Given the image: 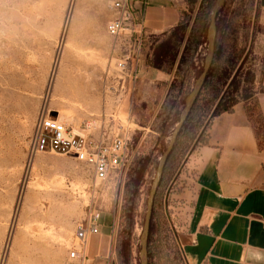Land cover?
Masks as SVG:
<instances>
[{
	"label": "rangeland",
	"instance_id": "1",
	"mask_svg": "<svg viewBox=\"0 0 264 264\" xmlns=\"http://www.w3.org/2000/svg\"><path fill=\"white\" fill-rule=\"evenodd\" d=\"M9 1L0 0V264H68L76 229L95 207L111 214H103L100 223L112 218L107 264H142L148 199L202 74L217 0H172L186 15L185 30L173 40L149 36L145 59L156 55L158 65L166 66L178 53L186 61L194 21L201 18L206 25L193 65L182 68L181 97L169 98L163 109L153 82L138 80L126 95L114 79L113 38L107 33L112 0ZM216 30L217 75L197 99L161 177L145 264H189L182 243L189 210L179 197L186 160L218 111L237 102L255 111L253 97L264 90L260 1L225 0ZM43 113L75 129L103 113L114 115L116 124L123 123L121 136L129 138L122 174L96 183L90 167L73 156L35 154L32 141Z\"/></svg>",
	"mask_w": 264,
	"mask_h": 264
},
{
	"label": "crops",
	"instance_id": "2",
	"mask_svg": "<svg viewBox=\"0 0 264 264\" xmlns=\"http://www.w3.org/2000/svg\"><path fill=\"white\" fill-rule=\"evenodd\" d=\"M171 1L152 6L147 0L150 34L173 40L181 29L182 11ZM184 66L181 53L166 66L158 65L156 55L141 62L139 81L154 83L162 99L159 109L169 98L181 97ZM259 76L264 83V69ZM253 99L255 111L250 103L237 102L214 115L186 160L179 197L189 210L182 238L189 264H264V90ZM103 214L111 217L101 213L83 264H107L112 218L102 224Z\"/></svg>",
	"mask_w": 264,
	"mask_h": 264
},
{
	"label": "built area",
	"instance_id": "3",
	"mask_svg": "<svg viewBox=\"0 0 264 264\" xmlns=\"http://www.w3.org/2000/svg\"><path fill=\"white\" fill-rule=\"evenodd\" d=\"M147 5V0H112L110 5L107 33L113 38L111 59L115 72L112 75L126 95L134 90L139 80V66L149 41ZM117 124L114 115L103 113L99 118H91L84 127L75 129L59 117L43 113L36 124L32 151L73 156L90 167L96 183H106L122 174L128 161L129 138L121 136L123 123ZM100 215L101 209L95 207L84 223L78 225L68 264H83L86 260L88 239L90 234L99 232Z\"/></svg>",
	"mask_w": 264,
	"mask_h": 264
},
{
	"label": "water",
	"instance_id": "4",
	"mask_svg": "<svg viewBox=\"0 0 264 264\" xmlns=\"http://www.w3.org/2000/svg\"><path fill=\"white\" fill-rule=\"evenodd\" d=\"M224 2H225V0H217L214 7L212 8L211 15H210L209 31H208L209 52H208V56L206 57V60H205L203 72H202L201 76L199 77L193 91L189 94V96L186 99L184 110L182 112V115H181V118H180L178 124L176 125V127L172 133V138H171L170 144H169L167 150L165 151V153L162 155L160 162H159V166H158V170H157V173L155 176L153 187L151 189V193H150V196L148 199V210H147V215H146L145 231H144V236L142 239V251H141L142 264H145L146 259H147V254H148L147 242H148V235H149V229H150V220H151L155 196H156L157 189L159 187L161 177L163 174V169H164V166L166 164V161H167L171 151L173 150V147L175 145L178 134H179L184 122L186 121V119L189 115V112L193 106V103L195 102V100H196V98H197V96H198V94L202 88V85L205 81L207 73L211 67L212 62H213V58H214V54H215V39H216V32H217V30H216V17H217V14H218L220 8L224 4Z\"/></svg>",
	"mask_w": 264,
	"mask_h": 264
},
{
	"label": "trees",
	"instance_id": "5",
	"mask_svg": "<svg viewBox=\"0 0 264 264\" xmlns=\"http://www.w3.org/2000/svg\"><path fill=\"white\" fill-rule=\"evenodd\" d=\"M210 15H211V14H210ZM185 16H186V15L183 14V12H182V25H181V29H182V30H185V24H186V22H187V21H186L187 19H186ZM203 22H204V21H203ZM203 22H202V19H201V18H197V19L194 21L193 27H192V29H191V35H190L191 44H190V46L187 48V52H189V53H188V54L186 55V57H185V60H186V61H185V66H188V64H189V65H193V63H192V59L194 60L195 54H196V52H197V50H198V47H199V46L205 41V39H206V25H205ZM209 23H210V21H209ZM208 31H209V25H208ZM216 57H217V54H216V46H215V54H214V58H213V62H212V64H211V67H210V69H209V71H208V73H207V76H206L205 81H204V83H203V85H202V88H201V90H200V92H199V94H198V96H197L195 102L193 103V106H192V108H191V110H190V112H189V115H188L186 121L184 122V124H183V126H182V128H181V130H180V132H179V134H178V137H177V139H176L175 145H174L173 150L171 151V153H170L168 159L170 158L172 152H173L174 149H175V146H176V143H177V141H178V139H179V137H180L181 131L185 128V125H186V124L188 123V121L190 120L192 110H193V108H194V106H195V103H196L197 99L199 98L201 92L207 87V85H208L209 82L214 81V79H215V77H216V75H217V74H216V70H217V68H216ZM202 72H203V71H202ZM235 104H236V103H235ZM235 104H234V105H235ZM226 110L229 111V110H231V109L220 110V111L217 112V114H218L219 112L226 111ZM215 115H216V114H215ZM168 159H167V161H166V164H167V162H168ZM166 164H165V166H164L163 173H164V170H165ZM162 175H163V174H162ZM157 191H158V189H157ZM155 197H156V196H155Z\"/></svg>",
	"mask_w": 264,
	"mask_h": 264
},
{
	"label": "bare ground",
	"instance_id": "6",
	"mask_svg": "<svg viewBox=\"0 0 264 264\" xmlns=\"http://www.w3.org/2000/svg\"><path fill=\"white\" fill-rule=\"evenodd\" d=\"M3 2V1H2ZM9 2H11V0L9 1ZM7 4V3H6ZM11 5H12V2H11ZM10 17H11V15H10ZM60 119V118H59ZM61 120V119H60ZM63 121V120H62Z\"/></svg>",
	"mask_w": 264,
	"mask_h": 264
}]
</instances>
